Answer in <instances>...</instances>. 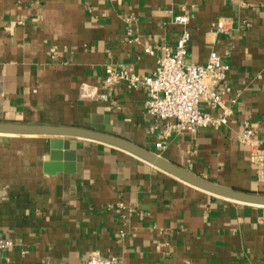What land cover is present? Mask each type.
I'll use <instances>...</instances> for the list:
<instances>
[{"label":"crops","instance_id":"obj_1","mask_svg":"<svg viewBox=\"0 0 264 264\" xmlns=\"http://www.w3.org/2000/svg\"><path fill=\"white\" fill-rule=\"evenodd\" d=\"M185 32L188 62L215 51L230 66L219 87L228 123L196 133L168 130L175 120L148 111L147 89L105 83L109 67L152 74ZM200 108L222 114L207 97ZM0 122L109 127L210 181L264 193V0H0ZM247 126L253 143L242 139ZM54 138L0 134V238L13 243L0 264H83L93 254L264 264V206L94 140L59 138L74 144L53 158Z\"/></svg>","mask_w":264,"mask_h":264},{"label":"built area","instance_id":"obj_2","mask_svg":"<svg viewBox=\"0 0 264 264\" xmlns=\"http://www.w3.org/2000/svg\"><path fill=\"white\" fill-rule=\"evenodd\" d=\"M186 17H177L176 22H186ZM221 31H225L223 23H219ZM190 33H183L174 47H163V55L157 59V67L152 74H141L132 68L106 69L105 83L109 87L125 85L131 89L145 88L149 92L146 101L148 111L163 122L175 120L169 124L168 130L177 128L182 131L196 133L202 128H216L228 123L233 109L225 104L224 90L220 84L227 79L230 66L221 56L213 51L205 64H195L186 60ZM138 41V38H134ZM153 54L151 48H146ZM103 97H106L104 95ZM207 97L211 103L222 110L219 117L201 110V98ZM254 129L247 126L242 134L245 142H254ZM158 147L163 143L158 142ZM10 240L0 238V254L12 248ZM83 264H126L116 257L101 254L91 255Z\"/></svg>","mask_w":264,"mask_h":264},{"label":"water","instance_id":"obj_3","mask_svg":"<svg viewBox=\"0 0 264 264\" xmlns=\"http://www.w3.org/2000/svg\"><path fill=\"white\" fill-rule=\"evenodd\" d=\"M96 128L98 127L95 125H92L91 128H82L49 124L0 122L1 135L67 137L102 142L138 156L168 174L212 195L239 203L264 206V193L249 192L215 183L162 157L150 149L114 134L109 127H99L100 130ZM59 138L52 140V147L54 148L52 152L53 158L61 156V148H68L69 145L74 144L71 141ZM72 154L73 156L75 155L74 153Z\"/></svg>","mask_w":264,"mask_h":264}]
</instances>
